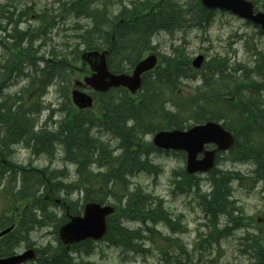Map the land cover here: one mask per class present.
I'll list each match as a JSON object with an SVG mask.
<instances>
[{"label": "rangeland", "instance_id": "1", "mask_svg": "<svg viewBox=\"0 0 264 264\" xmlns=\"http://www.w3.org/2000/svg\"><path fill=\"white\" fill-rule=\"evenodd\" d=\"M70 1L71 0H0V25L5 26L6 21L13 24L10 20L15 22L19 19L23 23L19 24L18 30L20 32L26 31L24 34L16 33L19 39L10 40V45H8L7 42L8 48H6V46L2 48L3 44H0V102L5 104V108H7V106L11 105L14 101L13 110H17V107L21 105L22 109L24 108L22 110L24 113H26V110L31 112L33 115L28 116L31 120L28 124L32 126L30 129L34 134L39 131H47L46 133L49 134L55 132L62 126L64 119L67 120L68 117H72L70 110H74V108H71L70 103L64 102L62 96L67 92L70 83L72 85L76 80L82 81V72H85L79 59L72 60L73 56L71 52H80L83 50V45H80L81 37L87 29L91 28V21L88 18H77L74 14H71L68 10ZM141 1L144 0H97L89 6V11L95 8L99 10L104 9L105 13L101 12L99 15L102 16L106 14V18L108 17L107 19L114 20L115 16L119 15L121 12L125 11L124 15H127L132 11L136 16L138 13L148 11L153 5L161 3L163 0H146L145 2L149 1L148 7L145 8V10L137 12L134 8L138 7ZM252 1L256 3L257 8L264 10V0ZM169 2L171 9L176 13L179 12V16L182 20L184 19L187 21L186 24L196 23L198 20V15L196 14V12H198L197 0H169ZM143 7H146V4ZM43 11L49 12L52 16L60 14V16H57L54 20L53 29H48L45 35L39 34L38 31V27H40L38 16H40ZM189 27L190 26L180 28L171 34L163 30L150 36L148 38V48L150 49L142 51L140 54L141 58H144L154 53L159 58L164 57L163 60H165L172 57L173 50H177V54L181 53V57L189 62L198 55H202L205 59L202 67L196 70L195 79H180L176 89H171L170 92L164 91L163 100L167 102L165 108L168 111L173 112L175 110L173 105L178 98L184 99L189 97L188 95H194V89L204 81L203 79L210 81L208 86L200 90L201 93L209 92V88L211 89V87L216 84V81L220 83L222 76L216 72L210 71V69L205 66L206 61L217 60V65L221 67L227 64L228 69L225 70L223 75L226 81H229L230 77L240 78L243 74L238 72L236 75H232V68L230 66H232L233 63L244 65L247 68L243 78L246 74L249 76V79L251 76L253 80H247L246 82L249 81L257 84V82L260 83L264 81V76L258 79L256 73L253 72L252 68L254 67V63H252V61L254 58L251 56L249 49L250 45H254L258 50L264 48V35L259 34L258 30L252 25L227 13L215 11L212 17L209 13L208 21L202 28L187 30ZM7 29L10 31L11 27L7 25L6 30ZM9 31H7V33H9ZM5 37L2 31H0V40ZM15 42L16 45L14 44ZM101 42L102 39L98 40L97 44H101ZM51 49L61 50L60 55L67 56L69 67L65 72H62L64 76L54 78L52 81L53 83L47 87V92L40 97H33L30 100V97H27L32 89V85L30 84L31 79L36 70L49 68L47 66L50 60L48 62L44 57H47ZM121 52H123L122 56L127 54L124 49ZM225 56H227V58L223 59L222 57ZM117 63L125 68V70L129 71V63L120 59L119 55H117V62L113 65ZM23 66H25L24 71L22 70ZM75 69H82L83 71H76ZM34 81L33 78V82ZM147 82L155 84L156 76L154 75L148 78ZM148 83L147 93L145 88L142 89L141 92L136 93L134 97L140 99L143 94L146 93V95H148L149 89L154 90ZM220 85L224 84H219V86ZM254 87L255 86L252 88L254 89ZM217 88L218 86L215 87V90L213 88L212 92L216 91ZM176 90L178 94L181 93L183 97L176 96L174 94ZM224 90L229 94L224 96L233 98V100L236 99L238 103L235 104L238 106L236 108L241 107L242 101L243 104L250 101V92L245 88V85L233 86L227 84ZM4 97L6 98L4 99ZM99 104H101L100 101L98 102V105ZM257 106L258 108L256 110L253 108V111H249V113L253 114L255 111L261 124H263L264 93L263 99L260 100ZM96 110L98 111V108L92 109L91 111L81 114L79 118H76L78 122L85 124L84 127L85 130L88 129L90 139H94L95 141V143H91L92 145L89 144V149H91L89 152L86 151L88 146L85 148V145H87L86 142L83 143V149L85 154H93V159H100L103 155L114 157L113 159L116 160L115 165H117V160H120L122 156L121 149L118 148L120 140L114 137L112 138L110 132L96 126L94 118V115L97 114ZM16 115L21 117L22 114L20 115V113L16 112ZM226 118L220 119L218 122L222 124L226 122L230 123L231 120L229 121V119ZM232 121L233 124L230 125L234 128L237 127V122L234 120ZM130 124L131 123L127 124L128 127ZM192 124V121L184 123L186 127ZM253 131L254 129H247L248 135L245 138L243 134H241L240 137L238 135V141L241 143L248 141L249 144L253 145V139L255 137ZM0 133L2 140L6 142L9 141L12 144L9 146L8 151L7 148H3L5 152L4 155L0 153L1 164H5V160H9L19 165L21 168L46 171L48 174L56 172L57 175H60L58 178L59 181L64 185L78 182L79 177L76 172V165L64 158L61 150L62 144H58V142L52 144L53 140L45 137V140L48 139L51 141L48 145L52 146L53 149L55 148L54 156L50 161L37 153L33 154L29 148L23 145L25 142L31 145L30 139H32L31 136L33 133L31 136L27 135L25 138L21 139L18 138V132H9V130L5 128H1ZM74 135L77 134L74 133ZM98 138L100 140H98ZM140 139L143 144L148 145L151 143L152 134L141 136ZM97 140L100 142V145L96 144ZM259 143H264V137ZM93 145L95 148H91ZM253 148L258 149V146H254ZM236 153H238L237 150L222 153L216 163V170L218 172L236 175V179L230 180L227 186L230 188V197L228 200L230 202L229 205H231L233 209L232 217L235 219L238 228L232 230L229 235L219 239L217 242H210L205 238V224L207 218L202 206L196 198V194L200 193L201 195H207L210 193L212 186L209 181V174H199L191 177L189 184L194 186L185 191L186 188L182 182V177L180 176L177 178L181 180V184L178 185L179 181L173 176L184 170L185 155L183 153L174 152L150 153L147 159L149 163H151V166L156 169V174L152 175L146 172H140L134 173L133 176L129 177L123 175L124 179L126 178V181H128V192L136 193V190H141L154 201L157 199L162 200L164 202L162 205L164 211L168 216L172 217V221L179 223V232L173 234L167 227L159 224L156 228L157 234L154 243L146 240L143 244V249L148 250L145 253L137 254L130 252L124 254L119 249L110 247L105 242H96L90 244L89 255L83 253V250L88 248L85 247L81 249L76 248V250L68 252L65 256L72 260L73 264H258V258L261 257L260 248L254 249V246L250 242L252 239H249L247 242L249 250H246V253H244L245 241L243 237L259 238L256 242L258 245H260L261 238H264L257 230L258 228L264 230V179L261 178L264 177V169L258 171L259 165L253 159L245 161L235 160L237 156L235 155ZM125 161V164H128L129 161L126 159L122 162ZM114 162L115 161H113L108 168H115ZM90 167V173L93 175H95V173H104L106 169L104 167L97 168L95 164L90 165ZM257 173L259 174V178H257ZM5 175L6 177L10 176L8 173ZM8 178L0 185V190H3L6 186L12 187L7 184ZM185 180L188 179L186 178ZM116 182L119 183V180H116ZM14 186H16V190L13 192L18 193L17 189L19 183H15ZM81 187L80 189H77V185L73 188L70 187L68 195L65 194V190L62 192L57 191L54 196L64 199V202L69 207L80 210V207L85 202L84 191L87 189L90 190L91 181L87 182V185ZM110 187L111 186H109V188ZM93 188L92 190H96V186H93ZM114 190L115 193H112L113 196L109 194L105 203L118 207L120 205H125V197L118 194L120 192L118 189L115 188ZM100 192L102 191L100 190ZM7 193L10 192L0 191V215L4 212L2 206L5 204L3 196ZM27 196L33 197L35 195ZM94 196L98 198L102 197L100 195ZM155 205H153V207H155ZM48 209L56 215L55 221L47 227L36 228L27 238L23 239V242H17L14 247L15 252H21L25 247L30 245L36 250L48 246L49 250H47V253L53 254L55 251L61 254L62 250L58 245V237L55 234V225H58L56 224L57 221L61 222L63 211H58V208L54 206H48ZM50 212L48 213L50 214ZM227 214H225V216H217L219 228L229 224ZM122 221V226L131 231H136L142 227L139 222ZM146 225L148 228L150 227V224L147 223ZM200 235H203V237L201 240H198ZM16 236V241L22 238L18 235ZM142 236L147 237V233L143 232ZM166 236L176 239L181 246V249L169 251L171 256L168 263L165 262L167 257L163 255V250L166 248L163 238ZM253 250L256 252V257Z\"/></svg>", "mask_w": 264, "mask_h": 264}, {"label": "trees", "instance_id": "2", "mask_svg": "<svg viewBox=\"0 0 264 264\" xmlns=\"http://www.w3.org/2000/svg\"><path fill=\"white\" fill-rule=\"evenodd\" d=\"M93 1L94 0H71L69 2L68 10L77 18L85 16V18L90 19L91 28L83 33L80 45H83L85 50H95L100 47V45L97 44V41L102 39V42L107 45L109 52L108 65L110 70L114 72L124 71L119 63L113 65V63L117 62V55L120 56V59L127 61L129 66H133L140 58L142 50H146L149 47L148 38L150 36L163 30L171 34L173 30L182 28L183 20L179 16V12L176 13L171 7H168V4L170 3L169 0H163L161 3H158V6L153 5V11L145 17H141V13H138L136 16L140 18L137 20H133L136 16L132 11L127 15H124L125 12H121L119 15L115 16L114 20H109L106 18V14L102 16L99 15L101 12L105 13L104 9H94L89 11V6ZM145 1L141 7H136L134 10H137V12L145 10L149 5V1ZM145 4L146 7H143ZM197 9L198 12H196V14L198 15V20L192 26L202 27L203 24L207 23L209 14L199 6H197ZM57 16L59 17L60 14ZM57 16H52L49 12L43 11L39 16V34L45 35L47 30L53 27L54 20ZM14 26L16 28V25ZM112 37H114L113 41ZM123 49L126 50L127 54L122 56L123 52L121 51ZM252 50L255 52L253 53L255 56V68L253 67L252 69L253 72L256 73V77L260 79V77L264 76V48L259 51L255 48ZM172 53V57L165 59L163 65L156 70L157 76L155 84L148 83L144 80L142 89L146 88V93L148 90L147 83L152 89H154H149L148 95L145 93L140 99L134 100L132 97H129L124 90L116 89L105 95L96 96V99H101V106L98 107L99 112L96 110L97 114L94 115L96 126L105 129L110 132L114 138L120 140L118 148L121 149L122 156L120 157V160H117V165H115L116 160L109 155H100V159H93V154H85L83 143H87L85 148L88 146L86 151L89 152L91 150L89 149L90 145H92L91 143H95V141L94 139H90L88 129L85 130V124L78 122L76 119L83 113L70 110L72 117H68L67 120L64 119L62 126L58 130L51 132L50 134L46 133L47 131H40L34 134L30 129L32 126L28 124L31 120L28 118L29 112L27 110L26 113H24V111L21 110V106H19L17 110H13V103L7 106V108H5V104L0 103V132L1 128L9 130V132H18L19 139L25 138L27 135L31 136L33 133L31 136L32 139H30L31 145L26 142L23 145L30 148L33 153L39 155L45 154L49 157L52 156L53 147L48 145V143L51 142L48 139L51 138L53 140L52 143L57 141L58 143L60 142L64 149L65 159L76 165V172L79 177L77 183L64 185L58 179L60 175H57L55 172L48 174L46 171L21 168L20 166L14 165L10 161L5 160V164L0 163V185L4 179L9 177L10 179H7V184L12 187L10 188L6 186L2 191L13 192L16 190L14 184L18 182V192L28 194L30 191L31 193H34L43 190L46 193L48 191V182L51 186L52 193L56 194L57 191L62 192L65 190V194L68 195L70 187L73 188L77 185V189H80L82 188L81 186L87 185V182L91 181L90 190L87 189L84 191L85 201L104 203L107 196L115 193V188L118 189L120 191L118 194L125 197L126 204L123 206L120 205L117 208L115 215L110 218L105 240L110 245L120 248L125 253H145L148 250L143 249L144 240L154 243L157 233L154 228H148L146 225L147 223L155 225L158 221L163 222L168 226L172 233H176V231L179 232V223H171L168 214L163 209V203L161 200L157 199L154 201L150 196H146L141 190H136V193L128 192V181H126V178L124 179L123 175L133 176L134 173L140 172H146L152 175L156 174V169L151 166V163H149L147 159L148 155L155 152V150L151 144H143L140 139L141 136L154 133L161 129H184L186 128L184 123L187 121H192L194 124H201L208 120L220 119L221 117L216 114L217 106L222 104L219 101L221 96H224L225 94L229 95L228 92L224 90V87L228 84L233 86L245 85L248 92H251L249 94L250 101L245 104H243L242 101L240 108H236L238 106L234 104V108H236L237 111L234 109L235 112H233V118L237 122V127L234 128L230 125L233 122L230 121L231 119L229 120L230 123L226 122L224 124V127L234 133H238V135L241 134V131L251 128L254 129L253 132L255 136L260 137L264 135L262 124L255 111L253 114H250L249 111L251 112L253 111V108L255 110L258 108L257 105L260 100H262L261 92L263 91L262 89H264V81L260 83L257 82V84L249 81L246 82L247 80L252 81L253 79L251 76L249 79V76L246 74L243 78L244 72L247 71V68L244 65H235L232 68V75L241 71L243 73L242 77H230L229 81H226L223 75L225 70L228 69L227 64L221 67L220 65H217V60H210L205 63V66H207L210 71L216 72L222 76L220 83L216 81V84H214L211 89L209 88L210 93H201L200 90L205 86H208L210 81L203 79L204 81L202 83L204 86L202 85L199 90L197 89L198 92L196 96L194 97L193 95L184 99L178 98L173 105L175 110L170 112L165 108L167 102L163 100L164 91L170 92L171 89H176L177 83L180 79H195L196 77V72L191 69L189 61L184 60L181 57V53L177 54V50H173ZM60 54L61 50L51 49L48 52L47 60L50 59L51 64L49 62L47 66L49 68L41 69L39 74L37 73L34 77L35 81H31L30 84L32 85V89L27 98L30 97L31 100L33 97H40V95L45 92L46 87L54 80L56 75L64 76L62 72L67 70L69 63L67 56H61ZM71 55L73 56L72 60L79 59L78 51L71 52ZM219 84H224L225 86H219ZM216 86H218L217 91H222L223 93H217V91L212 92V89L214 88L215 90ZM253 86H255L254 89L252 88ZM174 94L178 97H183L181 93L178 94L177 90ZM224 101L226 104L230 102L226 98H224ZM16 112L20 113V115L22 114L21 117H18ZM129 123L131 124L128 127L127 124ZM74 133L77 135H74ZM45 137L48 139L45 140ZM253 140L255 145L257 139ZM8 142L2 140L0 137V153L3 155L5 154L3 148H8ZM244 142L245 143H241L238 141L236 147H234V150H237L238 152L236 158L242 161L253 159L259 165L258 171L264 169V151L258 152L253 148L254 145L249 144L248 141ZM96 144L100 145V142L97 140ZM91 148H95V146L93 145ZM125 159L129 161L128 164H125L126 161L122 162ZM113 161H115V168H108ZM92 164H95L97 168H106L105 172L95 173V175L91 174L90 165ZM6 173L10 176L6 177ZM173 176L176 177V179L181 176L184 187L187 190L194 186L189 184L191 178L184 175L182 171ZM186 178L188 180H185ZM257 178H259V174ZM261 178L264 179V177ZM233 179H236V175H231L225 172L220 173L214 169L209 175V181L212 186L210 193L207 195H196L204 213L209 216L208 223L213 227V231H210L207 237L205 236L208 241L221 238L227 234L232 226L233 228L237 227L235 219L232 217L233 209L231 208V205H229L230 202L227 199L230 197V188L227 184ZM116 180H119V183L116 182ZM177 181H179L178 185L181 184V180L177 179ZM93 186H96V190H92L94 189ZM109 186L111 187L109 188ZM100 190L102 192H100ZM94 195H100L102 197L98 198ZM118 199L121 200L120 198ZM3 201L5 204L3 205L4 212L0 215V228L9 227L14 222H17L16 230L4 237V240L11 241L12 238L15 239V235L24 239L30 233L31 228L42 226L43 222H51L50 214L46 210L42 197L4 195ZM39 202H41L39 209L42 211V219L36 221L35 215L32 213V208L34 206L37 207ZM153 205H155V207H153ZM70 213H72V211H70ZM225 214H227L229 224H227L222 230H219L216 228L217 216H225ZM122 220L139 222L142 227L136 231L128 230L126 227L122 226ZM143 232L147 233L148 236H142ZM259 233L264 237V230H260ZM243 239L245 241V250H243V252L246 253V250H249L247 242L249 239H252L250 242L254 246V249L260 248L261 257L258 258V264H264V238H261L260 245L256 243L259 238L254 239L244 237ZM163 242H165L166 247L165 250H163V255L164 257H167L165 262L168 263L171 256L169 251H172L173 249H181V246L178 244L179 241L172 239L171 237H164ZM12 247L13 244L6 246L0 244V256L6 253L5 249L8 250L9 248L11 250ZM253 252L256 257V252L254 250ZM52 257L53 255H48L46 258L40 256L39 261L40 263H47L49 258ZM58 262L61 264H73L71 260L62 257L59 258Z\"/></svg>", "mask_w": 264, "mask_h": 264}, {"label": "water", "instance_id": "3", "mask_svg": "<svg viewBox=\"0 0 264 264\" xmlns=\"http://www.w3.org/2000/svg\"><path fill=\"white\" fill-rule=\"evenodd\" d=\"M200 2L207 9L226 10L249 20L264 32V12L254 13L252 2L246 0H200ZM105 56L106 52L97 51H87L82 54V59L94 71L90 78L85 79V83L98 92L122 86L134 93L140 87L141 74L151 70L156 64V58L150 56L136 65L131 76L112 75L107 71ZM202 61V56L197 57L192 63L193 67L199 68ZM72 101L79 109L90 108L92 105L91 97L77 90L72 92ZM153 144L162 150L184 151L187 155L186 173L191 175L197 172H209L214 166L215 153L229 149L234 144V137L219 124L209 121L186 131H160L154 135ZM208 144L216 145L217 149L205 151L204 146ZM199 154H203L202 159H197ZM112 212L113 208L109 206L87 204L82 217H70V221L59 229L61 241L65 245H70L86 239H101L106 232V217ZM11 229L12 227L0 232V237L9 233ZM33 258V251L27 250L21 255L0 258V264H21Z\"/></svg>", "mask_w": 264, "mask_h": 264}, {"label": "flooded vegetation", "instance_id": "4", "mask_svg": "<svg viewBox=\"0 0 264 264\" xmlns=\"http://www.w3.org/2000/svg\"><path fill=\"white\" fill-rule=\"evenodd\" d=\"M24 194H26V193H14V192H11V193H7L6 195H24ZM27 195H35V196H41V195H45L43 192L41 193V192H37V193H31V194H27ZM45 199V203L46 204H54V202H52L50 199L49 200H47L46 198H44ZM55 199V198H54ZM55 204H57L58 205V211H62V205H63V203L61 202V198H60V200H59V202L58 203H55ZM65 207V209H67V206H64ZM31 247H33V246H31ZM30 247V248H31ZM34 248V247H33ZM62 251H61V254H63V255H66V254H68L66 251H64L63 249H61ZM65 250H68V251H71V249L70 248H65ZM54 253H56L55 251H54Z\"/></svg>", "mask_w": 264, "mask_h": 264}, {"label": "bare ground", "instance_id": "5", "mask_svg": "<svg viewBox=\"0 0 264 264\" xmlns=\"http://www.w3.org/2000/svg\"><path fill=\"white\" fill-rule=\"evenodd\" d=\"M105 17V16H104ZM108 18V17H107ZM114 18V17H113ZM151 26H152V24H151ZM136 29V28H135ZM148 29V28H147ZM146 29V30H147ZM150 29H152V28H150ZM134 31V30H133ZM149 34V33H148ZM137 43V42H136ZM146 43H147V41H146ZM142 44V43H141ZM146 46V45H145ZM147 47V46H146ZM244 92V91H243ZM251 92V91H250ZM248 93V92H247ZM24 109V108H23ZM40 132V131H39ZM42 132V131H41ZM96 138V137H95ZM98 140H100L99 138H98ZM58 142V141H57ZM104 142V141H103ZM60 143V142H59ZM58 143V144H59ZM51 144V143H50ZM53 144V143H52ZM56 144V143H55ZM18 145V144H17ZM12 147V146H11ZM108 150V149H107ZM113 153V152H112ZM118 156V155H117ZM117 156H116V158H117ZM114 158V157H113ZM129 177V176H128ZM132 178V177H131ZM129 179V178H128ZM130 185V184H129ZM232 188V187H231ZM31 192V191H30ZM64 193V192H63ZM228 199V198H227ZM177 232V231H176ZM141 243V242H140Z\"/></svg>", "mask_w": 264, "mask_h": 264}]
</instances>
